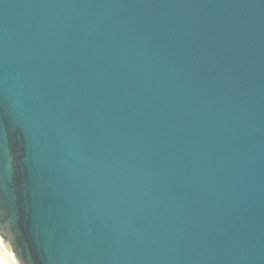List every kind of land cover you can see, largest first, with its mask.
Instances as JSON below:
<instances>
[{"label":"water","instance_id":"water-1","mask_svg":"<svg viewBox=\"0 0 264 264\" xmlns=\"http://www.w3.org/2000/svg\"><path fill=\"white\" fill-rule=\"evenodd\" d=\"M8 264H264V0H0Z\"/></svg>","mask_w":264,"mask_h":264},{"label":"rangeland","instance_id":"rangeland-1","mask_svg":"<svg viewBox=\"0 0 264 264\" xmlns=\"http://www.w3.org/2000/svg\"><path fill=\"white\" fill-rule=\"evenodd\" d=\"M0 264H8L4 259V257L1 255V253H0Z\"/></svg>","mask_w":264,"mask_h":264}]
</instances>
